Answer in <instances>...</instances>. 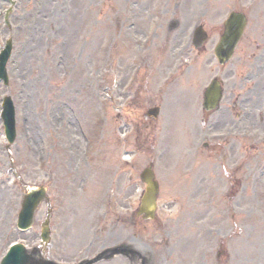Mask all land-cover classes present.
<instances>
[{
	"label": "rangeland",
	"instance_id": "rangeland-1",
	"mask_svg": "<svg viewBox=\"0 0 264 264\" xmlns=\"http://www.w3.org/2000/svg\"><path fill=\"white\" fill-rule=\"evenodd\" d=\"M54 1L48 0L46 7L42 8L30 0H16L11 18L17 29L14 27L12 57L7 64L8 86L0 83V95H11L17 106V119L20 117L27 134L19 132L18 139L7 149L0 127V195H3L0 202L5 209L17 190L7 180L3 166L9 161L15 162L22 179L24 177L17 193H24L26 188L23 185L44 183L45 171L41 167L37 169L35 162L45 161L50 181L44 185L53 210L50 223L56 258L70 261L76 258L73 256H84L86 249L87 255L93 253L91 226L99 224L103 230L94 241L103 240L98 245L104 246L101 249L128 240L126 236L135 237L137 240H129L139 242L141 248L143 243L151 245L152 249H148L153 251L156 264H161L163 247L169 240L173 241V237L164 236L168 228L165 221L180 219L179 214L188 215L187 220L181 219L184 222L181 228L192 238L197 226L205 224L207 208L203 191L211 184L220 189L221 215L225 214L212 226L218 225L223 233H227L231 223H240L242 236L240 244L235 247L238 264H260L264 258V114L257 116L256 108L264 93L252 92L249 83L241 79L251 61L234 58L222 68L225 93L231 94L221 103L225 113L212 115L221 122H230L236 112L232 114L228 102L247 99L246 106L253 113L243 121L240 150L230 152L232 157L227 160L218 148L214 152L195 151L192 144L197 131L195 127L193 133L187 131L190 116L186 100L190 94L193 98L218 68L212 60L191 57L193 52L186 54L185 59L178 58L173 50L182 42L186 22H189L197 0H172L169 4V0H58L57 7ZM211 4L207 20L215 22L221 19L223 10L218 5L219 0H213ZM217 5L219 10L216 11ZM5 6L3 3V8ZM158 6L162 9L161 26L158 38L149 46L152 57L146 64L140 58L138 42L152 19L145 14V9ZM141 13H144V19L139 18ZM171 19L186 25L169 30L166 25ZM126 22L135 24L127 36L124 31L128 30L123 31ZM216 26L206 22L205 29L212 34ZM114 42H117L116 48L110 52ZM137 63L145 65L151 75L150 84L144 78L142 83H147L154 103L161 106L157 118L149 122V131L154 135L156 132L157 137L158 128L162 136L166 129V140L159 141L164 152L154 162L153 149L157 143L154 142L150 150L141 149L132 155L129 151L124 155L120 140L124 130L121 121L129 119L138 123L142 115L140 111L148 107L142 104L138 105L139 108L119 107L125 97L120 91L118 103L108 107L100 89L102 83L112 79L123 84ZM177 64L181 67L176 72V82L173 79L164 83L168 72L174 71ZM188 73L191 80L187 79ZM174 103L177 104L172 107ZM175 106L178 107L173 109ZM103 117L107 119L106 123ZM78 122L92 140L87 162L81 158L83 138L76 128ZM130 144L134 142L130 141ZM239 156L241 168L234 173L231 167ZM123 158L129 160V165L122 164ZM220 160H224L225 167L222 181H204L205 174L213 175L220 168ZM149 164H153L161 195L157 223L143 222V227L129 211L138 206L139 172ZM181 173L184 178H178ZM259 176L262 178L255 180ZM83 178L88 180V187L80 191ZM229 182L230 192L224 195L222 190ZM108 191L112 192V209L105 219H95L100 200ZM179 192L191 194L190 204L184 205L179 198L178 205L166 201L171 198V202H175ZM45 211V205L40 204L34 217V231L39 232ZM231 214L234 218L226 216ZM89 215H92L91 220ZM7 228L6 220L1 218L0 235ZM29 237L36 240L30 232L29 236H24L27 243ZM230 246L234 251L233 241ZM121 260H114L113 264H123Z\"/></svg>",
	"mask_w": 264,
	"mask_h": 264
},
{
	"label": "water",
	"instance_id": "water-1",
	"mask_svg": "<svg viewBox=\"0 0 264 264\" xmlns=\"http://www.w3.org/2000/svg\"><path fill=\"white\" fill-rule=\"evenodd\" d=\"M22 261V254L21 252H18L17 254H15L14 256L10 257L7 264H14L15 262H19Z\"/></svg>",
	"mask_w": 264,
	"mask_h": 264
},
{
	"label": "bare ground",
	"instance_id": "bare-ground-1",
	"mask_svg": "<svg viewBox=\"0 0 264 264\" xmlns=\"http://www.w3.org/2000/svg\"><path fill=\"white\" fill-rule=\"evenodd\" d=\"M35 4H37L38 3V5H40V7H45V5H46V0H35V2H34ZM33 129H35V126H33ZM3 198V195H0V199H2ZM2 206H1V203H0V217L2 216V214H1V211H2ZM3 217V216H2Z\"/></svg>",
	"mask_w": 264,
	"mask_h": 264
}]
</instances>
